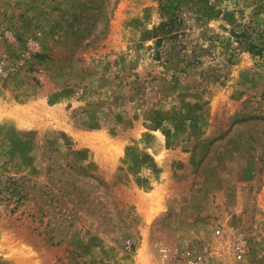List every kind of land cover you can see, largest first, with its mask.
<instances>
[{
  "label": "rangeland",
  "instance_id": "obj_1",
  "mask_svg": "<svg viewBox=\"0 0 264 264\" xmlns=\"http://www.w3.org/2000/svg\"><path fill=\"white\" fill-rule=\"evenodd\" d=\"M184 247L264 264V0H0V264Z\"/></svg>",
  "mask_w": 264,
  "mask_h": 264
},
{
  "label": "built area",
  "instance_id": "obj_2",
  "mask_svg": "<svg viewBox=\"0 0 264 264\" xmlns=\"http://www.w3.org/2000/svg\"><path fill=\"white\" fill-rule=\"evenodd\" d=\"M181 255L186 258L187 264H214L209 253L205 249L197 247H184L181 250Z\"/></svg>",
  "mask_w": 264,
  "mask_h": 264
},
{
  "label": "trees",
  "instance_id": "obj_3",
  "mask_svg": "<svg viewBox=\"0 0 264 264\" xmlns=\"http://www.w3.org/2000/svg\"><path fill=\"white\" fill-rule=\"evenodd\" d=\"M169 28H167V22H161L160 24V31L162 32V35L165 36L166 33L168 32ZM161 39V36L157 39L158 41ZM16 189V186L13 185L11 190L14 192ZM20 193L18 194L19 197Z\"/></svg>",
  "mask_w": 264,
  "mask_h": 264
}]
</instances>
